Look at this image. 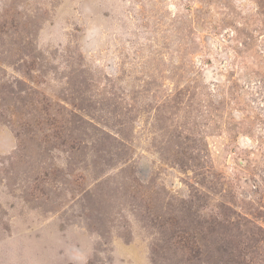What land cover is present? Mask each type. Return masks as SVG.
Here are the masks:
<instances>
[{
    "label": "rangeland",
    "instance_id": "1",
    "mask_svg": "<svg viewBox=\"0 0 264 264\" xmlns=\"http://www.w3.org/2000/svg\"><path fill=\"white\" fill-rule=\"evenodd\" d=\"M0 264H264V0H0Z\"/></svg>",
    "mask_w": 264,
    "mask_h": 264
}]
</instances>
